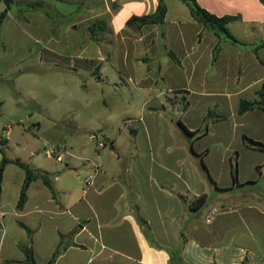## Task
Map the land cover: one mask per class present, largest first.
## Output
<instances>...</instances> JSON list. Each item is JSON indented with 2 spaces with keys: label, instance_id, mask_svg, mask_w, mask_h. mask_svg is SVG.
Masks as SVG:
<instances>
[{
  "label": "crops",
  "instance_id": "obj_1",
  "mask_svg": "<svg viewBox=\"0 0 264 264\" xmlns=\"http://www.w3.org/2000/svg\"><path fill=\"white\" fill-rule=\"evenodd\" d=\"M76 1L84 12L109 14L113 39L140 42V53L124 58L142 67L133 89L146 95L138 101L141 116L130 129L134 135L124 134L131 141L130 159L124 163L121 151L112 150L110 166L89 159L82 180L79 173L71 174L79 180L75 183L67 170L55 174L31 166L50 174L51 186L33 180L21 208L17 200L25 171L7 163L0 195V264H28L21 244L31 246L37 264H45L57 248L53 264H264V149L246 142L264 143V109L237 112L241 99L255 98L264 86V0H197L217 16H237L227 26L240 43L205 28L180 0H165L163 23L141 27L126 25V20L154 12L158 0ZM158 81L167 87L159 88ZM177 97L185 100L183 114L192 113L191 126L182 123L193 133L199 127L193 112L198 118L216 112L205 132L211 143L195 147L197 133L190 143L197 156L209 159L204 167L143 160L153 146L187 147L180 141L166 143L161 136L165 129L159 110ZM9 133L10 128L3 130L0 139ZM123 133L118 127L111 146ZM89 175L93 184L86 187ZM245 184L251 187L241 191ZM249 189L259 192L251 202L245 198Z\"/></svg>",
  "mask_w": 264,
  "mask_h": 264
},
{
  "label": "rangeland",
  "instance_id": "obj_2",
  "mask_svg": "<svg viewBox=\"0 0 264 264\" xmlns=\"http://www.w3.org/2000/svg\"><path fill=\"white\" fill-rule=\"evenodd\" d=\"M27 1L14 0L0 29V136L10 127L4 143L6 156L20 158L29 166L47 167L55 174L61 169L67 170L73 183L83 179L89 159L90 164L98 161L104 166L113 164L110 150L112 153L121 151L122 160L128 163V151L132 147L124 134L134 135L130 129L138 124L141 116L138 101L146 95L133 89L142 67L130 58L125 62L124 58L126 53L139 54L140 42L113 39L109 14L84 12L85 8L76 0L70 3L43 0L49 16L41 10L29 9ZM3 8L4 3L0 1V11ZM97 18H104L106 26L92 36L88 25ZM153 64H150L152 70ZM128 75H131L130 80ZM158 87L166 88L167 84L158 81ZM173 100L159 110L165 129L162 140L175 145L180 141L187 147L174 150L153 146L143 160L152 165L204 167L209 159L197 156L190 143L195 133L200 136L195 147L211 143L205 132L216 112L211 110L200 118L197 111L193 112V121L198 120L199 127L197 132L190 133L182 121L190 127L192 113L183 114L184 99ZM128 118L136 120L127 122ZM118 127L123 128L124 133L118 135L117 142L111 146L110 140L118 134ZM92 135L96 136L95 140ZM138 138L142 140L141 135ZM100 141L103 147L98 146ZM54 148L65 149L66 153L60 151L61 162L47 154ZM230 155L236 176V153ZM248 155V152L242 153L239 165ZM67 157L70 160L67 161ZM74 172L80 174L79 180L71 177ZM250 187L242 185L241 191ZM249 190L245 195L247 202L259 195L257 190Z\"/></svg>",
  "mask_w": 264,
  "mask_h": 264
},
{
  "label": "trees",
  "instance_id": "obj_3",
  "mask_svg": "<svg viewBox=\"0 0 264 264\" xmlns=\"http://www.w3.org/2000/svg\"><path fill=\"white\" fill-rule=\"evenodd\" d=\"M185 5H187L189 12L191 16L198 22H200L205 28H208L212 30L216 35L219 37H224L228 40H230L233 43H240V41L232 34V32L229 30L227 24L230 21H233L237 18V16L234 15H223V16H217L204 7H202L197 0H180ZM14 0H3L4 8L0 11V29L8 17V12L11 8L12 3ZM26 6L29 9L33 10H41L44 12L45 15H48V11L45 9V1L43 0H29L26 3ZM166 5L165 0H158L156 9L154 12L150 14L145 15H132L126 20V25H132L136 24L137 26L141 27L145 24H161L164 21V16L166 13ZM49 16V15H48ZM106 26V21L104 18H97L95 19L91 24L88 25V30L90 31L91 35H95L100 31H103ZM170 56L173 59H176L173 52L169 51ZM98 68V66H97ZM260 107L264 109V86L257 92V95L253 99H241L238 104L237 112L239 114L244 113L245 111ZM182 127L185 129V126L181 123ZM190 133H193L192 131H189ZM247 144L251 147L256 148H262L264 149V143L260 141L253 140L251 138H246ZM5 139H0V153H1V159H0V195H1V182L3 177V171L5 169V166L7 163L13 161L14 163L20 165L24 171H25V177L19 192V197L17 200V207L21 208L27 198V188L29 184L35 180L36 178H41L47 185L51 186V180L52 177L50 174L40 171L39 169H35L29 164L22 162L19 158L10 159L8 156H6L5 148H4ZM254 181H247L245 183H253ZM205 195H202L199 197L200 205L204 203ZM141 222L145 223L144 220H141ZM21 247L25 253V259L24 262L28 264H37L35 262L32 248L29 244H21ZM60 252V248H57L50 259L45 264H53L57 258V255ZM10 262L18 263L20 261L18 260H11Z\"/></svg>",
  "mask_w": 264,
  "mask_h": 264
},
{
  "label": "built area",
  "instance_id": "obj_4",
  "mask_svg": "<svg viewBox=\"0 0 264 264\" xmlns=\"http://www.w3.org/2000/svg\"><path fill=\"white\" fill-rule=\"evenodd\" d=\"M9 128L10 127L7 126V129H9ZM92 139L95 140L96 139V136L95 135H92ZM98 146L99 147H103L104 146V143L100 141L98 143ZM60 151H63V152L66 153L65 149H62V148L56 149V148H54L51 151H48L47 154H50V155L52 154L55 157V160L56 161H62L63 160V155H62V153H60ZM84 184H85L86 187L91 186L93 184V175H89L88 177H86L84 179ZM0 216H2V213H0Z\"/></svg>",
  "mask_w": 264,
  "mask_h": 264
},
{
  "label": "water",
  "instance_id": "obj_5",
  "mask_svg": "<svg viewBox=\"0 0 264 264\" xmlns=\"http://www.w3.org/2000/svg\"><path fill=\"white\" fill-rule=\"evenodd\" d=\"M68 159V158H67Z\"/></svg>",
  "mask_w": 264,
  "mask_h": 264
}]
</instances>
